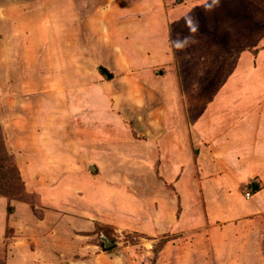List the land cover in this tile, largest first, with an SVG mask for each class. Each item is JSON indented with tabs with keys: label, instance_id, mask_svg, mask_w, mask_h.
Returning a JSON list of instances; mask_svg holds the SVG:
<instances>
[{
	"label": "crops",
	"instance_id": "1",
	"mask_svg": "<svg viewBox=\"0 0 264 264\" xmlns=\"http://www.w3.org/2000/svg\"><path fill=\"white\" fill-rule=\"evenodd\" d=\"M112 1L118 3L116 15L166 10L170 22L137 18L125 32L142 35L149 25L163 26L171 44L163 49L160 42L154 50L153 42L130 54L122 49L123 55L113 58L118 74L103 67L110 76L102 73L105 86L80 90L87 103L75 116L81 101L71 95V135L61 148L81 149L86 141L84 156L100 168L84 187L86 196L97 175L109 186L115 176L123 180L111 184L118 186V195L105 204L118 215L116 227L98 224L103 221L86 209L85 215L68 219L73 224L65 228L68 244L75 242L80 264H94L98 249L101 255L118 254L108 264H264V0H105L100 8L111 10ZM66 7L61 14H71L73 9L67 12ZM107 29L98 26L103 35ZM164 63V68L157 66ZM70 158L64 155L48 169L61 174ZM45 169L29 166L26 171L51 174ZM143 177L148 181L143 183ZM34 180H23L30 201L0 196V244L5 233L11 234L6 242L31 236L25 246L7 242L6 264H34L42 247L46 258L55 261L45 264H60L66 206L52 200L63 209L42 208ZM51 218L53 228L46 232ZM106 227L110 231L97 234L96 229ZM94 232L99 242L87 243L90 249L78 246L75 239L92 240ZM129 251L136 261L126 257ZM66 256L65 264H79L77 256Z\"/></svg>",
	"mask_w": 264,
	"mask_h": 264
},
{
	"label": "rangeland",
	"instance_id": "2",
	"mask_svg": "<svg viewBox=\"0 0 264 264\" xmlns=\"http://www.w3.org/2000/svg\"><path fill=\"white\" fill-rule=\"evenodd\" d=\"M104 2L105 0H78L77 8L75 0H0V133L2 135L0 150L1 152L5 151V156L9 158L5 162H0L2 167L0 172L5 174L0 178L3 182L6 181L5 183L13 184L15 188L11 196L13 199L30 201L23 191L22 194L16 192V188H20L17 178L21 183L23 180L36 179L37 181L34 180L35 185L32 183L27 185L37 186L36 196L40 197V200L42 199L45 204L42 208L59 211L54 209H63L64 205L66 206L64 207L66 212L61 211L65 222L63 223L64 229L59 232V235L63 236L64 243H62V254L59 256L60 262L58 261L60 264L67 262L66 255L69 253L77 256L75 261L79 264L83 261L80 253L74 250L75 242L71 247L67 242L70 232L65 228H71L73 225L72 221L68 220L70 217L79 218L80 214L85 215L83 211L89 209L92 210L96 218L103 221L98 224L103 226L107 224L112 226L113 224V228L116 227L118 218L115 215L117 214L109 212L106 200L112 201L118 195L116 192L118 186L113 187L111 184H121L123 180L120 179L121 176H115L118 179H113L115 183H111L109 186V183H106L107 181L101 178V175H97L99 177L93 183L95 186L90 185L91 195L86 196L84 187L91 179V175L100 174L99 164L84 156L87 154V150L84 148L86 141L82 142L84 146L81 149L77 146L73 151L61 148L62 142L68 143V138L71 135L68 126L71 119V111L68 108L71 95H76L77 99H73V101H81L77 103V106H80L79 109L74 107L73 114L75 116L79 111L83 112L87 103L80 90L92 87L96 83L105 86V78L100 73L99 67L118 74V71H115L117 64L113 58L121 57L122 49L125 53L130 54V52H134L135 48L140 50L144 46H150L153 42H156L153 44L154 47L152 46L154 50L157 49L155 45L158 46L160 42L163 43V49H167L169 43L171 44L170 38L168 39V30H165L163 26L149 25L142 35H137L134 31L125 32V26H131L137 21V18L144 20L146 17V21L147 19L159 20V23L170 22L171 16L166 10H152L148 11L146 15H142L141 12L147 10H121L125 13L116 15L118 14L116 12L118 3L112 1L111 10H102L101 5ZM65 5L67 12L71 8L73 13L69 11L71 12L69 15H63V12L61 14ZM88 10H95V12L87 14ZM103 24L108 28L107 34L104 35L100 30L98 31V26L101 27ZM166 38L169 42L164 43ZM178 39L180 38L178 37ZM169 51L173 52L172 49ZM164 65L165 63L157 66L164 68ZM73 83L74 86H72ZM58 110L61 112L59 113ZM181 110L183 112V109ZM61 124H66V127L62 128ZM111 128L113 129L112 126ZM105 129L107 132L111 131L110 128L106 127ZM144 134L148 135L149 133L144 132ZM64 155L71 156L72 161L66 159L67 162L62 164L63 173H52L49 170L53 167L52 163L57 160L59 163ZM0 156L3 157V154ZM108 159L110 160V158ZM194 161V159H190L191 165L196 163ZM29 166L46 168L45 170L51 174L41 176L27 174L26 170ZM93 166L97 168V171L89 170ZM124 177L127 179V177L132 178L133 176L125 175ZM142 179H144L143 183L148 181L147 178L143 177ZM112 187L113 189L110 190ZM7 189L5 188V190ZM56 195L57 198L54 199ZM121 196H123V192ZM33 198L36 202L37 197ZM172 199L174 203V200L179 199V196L176 194ZM52 200L58 204L62 203L63 207H57L53 202L50 203ZM143 203L146 204L145 201ZM30 205L31 207L35 206L33 203ZM130 213L133 214V217H137V212L134 213L133 208ZM53 223V218L47 221L44 226L46 232L53 228ZM228 229L225 228V230ZM108 230L110 231L108 227L96 229L99 232L96 233L100 234V232ZM96 233L94 232L96 236L94 235L92 240L88 237L86 242L83 238L80 241L75 239V241L77 240L79 247L90 249L87 247V243L99 242ZM18 234L13 238L19 236ZM8 236L11 234L5 233L0 244V264H6L9 242L11 244L13 241V247L25 246L26 239L31 238V236L19 237L18 240H7V243ZM128 238L133 240L134 237L129 233ZM51 243L52 240L48 242V244ZM94 243L92 245H95ZM204 247L209 250L207 245ZM43 248L40 249L39 255L34 254L37 257L34 264H38V262L39 264L55 263V261L46 258ZM97 252V255H100L94 259V264H108L118 256L116 252L109 255H101L99 249ZM134 254L129 251L126 257L128 259L131 257V261H136ZM122 258L124 259V257ZM193 263L200 264L198 260Z\"/></svg>",
	"mask_w": 264,
	"mask_h": 264
},
{
	"label": "trees",
	"instance_id": "3",
	"mask_svg": "<svg viewBox=\"0 0 264 264\" xmlns=\"http://www.w3.org/2000/svg\"><path fill=\"white\" fill-rule=\"evenodd\" d=\"M102 74V73H101ZM1 132V131H0ZM1 133H0V141L2 140L1 139ZM1 147V146H0ZM1 154H3V157H1L0 156V162L1 161H6L7 159H9V158H7L6 156H5V151H3L2 150V152H1V150H0V155ZM2 169V167L0 166V170ZM9 174V173H8ZM3 175H5L4 174V172H0V177L1 176H3ZM16 180H18V183H19V186H20V188L18 189V188H16V192L18 191V194H22V191H23V193H24V195L26 194L25 192H24V190H23V182L21 183V181H19V179L17 178ZM6 182V181H5ZM5 182H3L2 181V179L0 178V196H3V197H6V198H8V199H11V200H19V201H24V200H20V199H17V198H15V199H13V198H11V196L13 195L12 193H13V191H15V188H14V186H13V184L12 185H10V184H8V183H5ZM5 188H8L7 190H5ZM9 188H11L10 190H9ZM21 188H22V190H21ZM28 196V195H27Z\"/></svg>",
	"mask_w": 264,
	"mask_h": 264
},
{
	"label": "water",
	"instance_id": "4",
	"mask_svg": "<svg viewBox=\"0 0 264 264\" xmlns=\"http://www.w3.org/2000/svg\"><path fill=\"white\" fill-rule=\"evenodd\" d=\"M99 71H100L101 73H103L104 75H106L108 78L110 77L109 74H107V73L105 72V70L103 69V67H99Z\"/></svg>",
	"mask_w": 264,
	"mask_h": 264
},
{
	"label": "built area",
	"instance_id": "5",
	"mask_svg": "<svg viewBox=\"0 0 264 264\" xmlns=\"http://www.w3.org/2000/svg\"><path fill=\"white\" fill-rule=\"evenodd\" d=\"M244 196H245V198H249V193L248 192H246V193H244Z\"/></svg>",
	"mask_w": 264,
	"mask_h": 264
}]
</instances>
